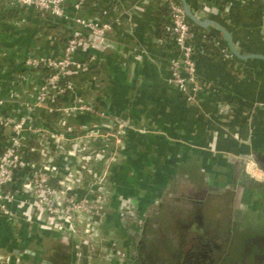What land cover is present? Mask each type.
Returning <instances> with one entry per match:
<instances>
[{
  "label": "crops",
  "instance_id": "obj_1",
  "mask_svg": "<svg viewBox=\"0 0 264 264\" xmlns=\"http://www.w3.org/2000/svg\"><path fill=\"white\" fill-rule=\"evenodd\" d=\"M187 1L199 17L222 20L227 26L254 34L256 41L250 42L249 47L264 53V0H221L220 5L207 0ZM84 5L82 15L108 20L112 30L103 49L86 54V60L92 57L90 62L94 71L86 79H75V84L79 85L83 101L116 117L133 135L131 139L125 137L124 147L118 149L117 161L110 168L112 201L109 202L108 217L118 214L120 192L124 196V191L135 183L144 187L145 180L140 176L147 173L141 169L148 164L144 163L140 168L134 165L141 155L148 161L149 168L156 170L166 166L167 154L166 159L160 160L163 153L175 156L172 162L184 166V149L192 166L201 156L205 159L219 156L217 161H220L224 155L253 152L258 156L257 162L264 163V83L259 81L264 78V73L256 71L263 68V60L251 58L238 62L222 39L214 43L205 36L209 31L197 27L194 59L204 90L199 94L197 105L191 104L167 81L169 60L177 52L164 31L168 20L164 0H87ZM164 6L166 11L162 10ZM11 8L0 6V95L6 97L13 92L18 100L30 101L44 71L27 70L22 60L30 55L56 56L63 42L48 29L49 19L34 9L8 13ZM238 47L240 45L236 43ZM76 57L83 58L81 52ZM247 69L252 75L249 80ZM8 102L10 104H6L15 115L25 112L21 104ZM32 115L39 124L55 126V120H48V112L44 109L37 108ZM76 116L79 121L70 119L73 125H90L98 120L87 112ZM2 138L4 135L0 130ZM31 143L49 146L51 152L56 150L46 134ZM171 144L177 145L172 149ZM53 154L59 161L62 159L61 154ZM28 156L39 158L38 152ZM172 162L168 163L171 167ZM91 165L97 172L101 171V162ZM59 166L62 171L63 162ZM217 170L222 169L218 166ZM181 171L171 173L177 177ZM87 179L85 175L84 182ZM129 193L128 196L133 195V192ZM142 199L145 198L139 200ZM11 208L16 216H20L21 208L17 202L11 203ZM65 234L43 231L37 223H27L21 216L17 219L0 217V254L9 258V264H37L36 260L44 256H48V260H42L43 264H53V261H62V255L67 256L63 264H72L75 235ZM63 240L67 241L66 246L62 244ZM49 242L58 248L48 251ZM126 243L124 241L122 245ZM63 247L67 248L65 253ZM25 248L32 251L27 259L21 257Z\"/></svg>",
  "mask_w": 264,
  "mask_h": 264
},
{
  "label": "built area",
  "instance_id": "obj_2",
  "mask_svg": "<svg viewBox=\"0 0 264 264\" xmlns=\"http://www.w3.org/2000/svg\"><path fill=\"white\" fill-rule=\"evenodd\" d=\"M207 1H214L219 5L221 3V0ZM86 2L87 0H0L1 7L7 5L18 9H34L49 19L48 23L55 20L70 21L76 29L87 33L75 30L69 34L56 56L30 55L22 60V65L27 70H40L42 67L48 69V73H44L36 85L32 100H18L13 92L6 97L0 95V130L4 135L0 139V217L17 219L21 216L27 223H37L43 231L70 232L73 235L77 231V225L84 223L81 233L86 235V239L75 245L78 249L83 245L91 249L92 240L99 232L111 231L112 235H118L115 224L108 222L109 202L112 201L109 177L110 168L118 158V149L124 147L128 128L119 123L116 117L80 98L61 106L60 111L66 119L59 120L54 127L37 123L32 113L37 108L48 112V102L65 89L58 85L62 73L70 67L84 66L85 62L92 59L90 57L81 62L76 57L78 52L97 47L101 50L107 45L112 23L82 15L81 10ZM164 2L168 9L164 31L172 39L177 52L169 60L167 81L186 102L197 105L204 85L194 59L196 27L186 18L179 2ZM62 28L64 31L65 26ZM205 36L214 43L220 41L209 33ZM8 101L21 104L25 112L15 115L6 104ZM85 112L98 120L90 125L70 123L73 116ZM45 134L53 141L56 149L54 152L62 155L60 161L49 146L31 143L32 140H41ZM32 152H38L39 158L31 159L28 155ZM243 161L250 175L264 178L252 158H243ZM62 162L61 171L59 164ZM95 162L102 163L101 171L94 170L91 164ZM248 166H252L251 171ZM85 175L88 176L86 182ZM16 202L21 208L20 216H16L11 208V203ZM120 204L128 206L130 203L125 198ZM98 242L100 244L103 241ZM113 245L111 239L107 243L103 242L99 248L100 252L106 250L103 258L105 262L116 263L118 260ZM88 251L91 254L93 250ZM95 252L98 253L97 250ZM8 261V257L0 254V263L9 264Z\"/></svg>",
  "mask_w": 264,
  "mask_h": 264
},
{
  "label": "rangeland",
  "instance_id": "obj_3",
  "mask_svg": "<svg viewBox=\"0 0 264 264\" xmlns=\"http://www.w3.org/2000/svg\"><path fill=\"white\" fill-rule=\"evenodd\" d=\"M235 34L238 38L241 37L240 33L235 32ZM236 43H240L238 39ZM244 66L246 68L245 64ZM245 71L247 79L252 77L248 69ZM256 71L264 73V66ZM259 81L264 83V78ZM176 145L170 146L174 149ZM178 145L182 147L181 144ZM184 152L183 159L186 158L183 161L186 163L184 166L179 167L172 162L176 157L168 153L160 156L161 161L168 159L163 169H151L147 163L148 165L141 169L142 172L147 173L146 176H140L145 180L144 187H140L137 183L130 186L129 189H132L134 194L126 196L132 199L128 206L120 204L123 196L120 195L122 192L119 193L117 204L119 218L125 220L126 227L137 228L134 230L136 237L133 238L132 231L128 228L124 227L123 229L126 230H122L121 222L117 221L115 228L118 235H112L111 231L97 233L92 240L93 247L91 249L88 247L94 252L89 254L86 245L80 246L79 249L75 246L86 239V235L81 233L85 224L80 223L76 227L77 231L73 240L72 264L108 263L103 260L106 250L102 248L103 252H100L99 248L103 242L107 243L111 239L116 251L115 256L118 257L116 264H264V228L262 226L264 216L261 218L260 226L247 224V220L232 218V208L228 204L227 196L221 198L213 194L209 197L205 195V198L194 196L193 194L200 186L206 185L208 180L223 183L226 173L223 170H217L223 163V161H217L219 156L211 159L201 156L199 161L203 165V171L202 178L198 180L193 172L192 162L187 161L188 154L185 149ZM170 161L174 164L172 167L168 164ZM172 171L182 173L175 177ZM166 189L174 193H168ZM147 193L148 198L145 196ZM254 196L255 193L249 198L250 204H254ZM141 197L146 198L142 206L138 203ZM229 211L231 219L227 217ZM234 214L237 216L236 213ZM250 217L251 215L247 218ZM97 240L103 242L99 244ZM121 241L122 243L126 241V245L123 246ZM53 244L49 242L47 246L50 247ZM65 251L67 248L63 247L62 252L65 253Z\"/></svg>",
  "mask_w": 264,
  "mask_h": 264
},
{
  "label": "flooded vegetation",
  "instance_id": "obj_4",
  "mask_svg": "<svg viewBox=\"0 0 264 264\" xmlns=\"http://www.w3.org/2000/svg\"><path fill=\"white\" fill-rule=\"evenodd\" d=\"M238 155V154H237ZM234 155H224L221 157L220 161H223L222 166H219L222 170L225 171L226 176L223 181V183H218L216 181L208 180L206 182V185L200 186V188L193 194L194 196L198 198H205L209 197L211 194L217 196V197H224L227 196V201L229 206L232 208V218H235V220H241L245 221L247 220V224H254L258 226L261 225V218L264 216V178H257L250 175V173L245 169V174L247 176H251L253 179L261 182L259 186H252L247 187V179L246 177L242 176V170L243 166L241 162H238L235 160ZM253 159V158H252ZM254 160V159H253ZM258 160H254L257 167L260 169L261 174L264 176V163L260 165ZM194 166L193 172H195L196 177H198V180L202 178V171L203 167L201 166V163L197 160L193 161ZM248 170H252V166L250 168L248 167ZM214 187H222V189H217ZM163 192V191H160ZM168 193H174L172 190L167 189ZM206 192V194H205ZM255 193L254 196V204H250L249 198ZM119 197V196H118ZM126 198V202L132 200L131 198ZM230 211L228 212L227 217L231 219V216H229ZM233 213H236L233 215ZM249 215H251L250 218H247ZM121 224L126 229L128 228L129 231H132L133 238L136 237L134 230H137V228H129L126 227L125 220L123 218L120 219ZM259 225V226H260ZM264 228V224H262ZM124 229V230H126ZM63 245H67V241L63 240ZM58 248L57 245L53 244L50 247L47 246L48 251H52V249ZM53 252V251H52ZM52 258V257H51ZM62 258V261H53V264H63L67 261V256L60 257ZM48 260V256H44V258L36 260L37 264H43ZM208 264V263H207Z\"/></svg>",
  "mask_w": 264,
  "mask_h": 264
},
{
  "label": "trees",
  "instance_id": "obj_5",
  "mask_svg": "<svg viewBox=\"0 0 264 264\" xmlns=\"http://www.w3.org/2000/svg\"><path fill=\"white\" fill-rule=\"evenodd\" d=\"M17 10H18L17 7H12L8 11V13H12V12L17 11ZM162 10L166 11L165 6L162 7ZM219 22H222V20H219ZM63 26H65V29H64V31H61V30H63V28H62ZM194 27L197 28V26H194ZM227 27L229 28V30L231 31V33L235 37L234 38L235 42H236L237 39L239 40V42H240L239 45H240L241 49L246 50V51H255V49H253V47H249V43L250 42L256 41V39H255L256 37H255L254 34L250 35V34H247V32L244 33V31L242 29H240V28L234 30V28L232 26H227ZM48 29L52 30V32L55 33L56 36L59 37V40L61 42H65L67 37H68V35L73 33L75 30L82 31L84 34L87 35V33L85 31L76 29V27L70 21L62 22V21H59V20H55V21H53V23L50 22L48 24ZM235 32L240 33L241 37L238 38L236 36ZM208 33H209V35L211 37H217V38L221 39L219 34H213L211 32H208ZM97 48H86L85 50H83L81 52V55H82L83 58H79L78 57V60H80L81 62H85L86 61V59H85L86 58V54L87 53L89 54L90 52H94V53L97 52V50H98ZM235 60H237V59H235ZM237 61L238 62H242V60L241 61L237 60ZM40 69H42L45 74L48 73V69L47 68L42 67ZM93 71H94V69H93V66H92L91 62H85L84 66L77 67V68L76 67H70L67 71L62 73L61 78L58 81V85L59 86H64L65 89H64L63 92L57 94L52 100H50L48 102V104L50 105L49 109H48V118H47L48 120L51 118L52 120H55V124H56L59 120H65L66 119V117L63 115V113L60 111L61 106L72 102L75 98H80L81 100H83V97H82V95L80 94V91H79V85L75 84V81H76L75 79H78V80L79 79L80 80L86 79L88 74L93 72ZM70 85H72V87ZM68 86H70V87H68ZM72 118L73 119H78V121H79V117L76 116V115L73 116ZM132 136L133 135H132L131 130L130 131L126 130L125 137L127 139H131ZM140 157H141V159L137 163L134 164L138 168L142 167L144 163L147 164V162H148L147 160L142 158V155ZM126 163H129V161L128 162L126 161ZM126 166H128V164H126ZM129 192H133V190L129 189L128 191H124L123 199H125V196H128ZM147 195H148V193H147ZM148 197H149V195L146 198H148ZM146 198L142 199L141 201L138 200V203L142 206V203H144ZM141 206L139 208H141ZM111 213H114V212H111ZM108 219H109L108 222L112 221L113 224H115L117 222V220H119V214H117V216H116L115 213H114V216L112 215V217H108ZM121 228H122V230H124L123 227H121Z\"/></svg>",
  "mask_w": 264,
  "mask_h": 264
},
{
  "label": "water",
  "instance_id": "obj_6",
  "mask_svg": "<svg viewBox=\"0 0 264 264\" xmlns=\"http://www.w3.org/2000/svg\"><path fill=\"white\" fill-rule=\"evenodd\" d=\"M179 2L181 5V8L186 16V18L194 25L197 26L201 29H205L213 34H219L220 38L223 40L226 49L230 52L232 57L237 60H246V59H251V58H257L261 59L264 61V53H260L257 51H246L241 49L240 47L236 48V42H235V37L227 27L222 22L217 21L216 19L212 17H199L197 14L194 13L192 7L188 3L187 0H176ZM235 160L238 162H241L243 166L242 170V176L241 177H246L247 175L245 174V164L243 161V158H253L255 161L258 160V156L256 153H241L238 155H235ZM247 187H252V186H259L261 182L253 179L251 176H247ZM217 189H222V187H214ZM32 251H30L29 248H25L23 252L21 253V257L23 259H27L29 254H31Z\"/></svg>",
  "mask_w": 264,
  "mask_h": 264
},
{
  "label": "bare ground",
  "instance_id": "obj_7",
  "mask_svg": "<svg viewBox=\"0 0 264 264\" xmlns=\"http://www.w3.org/2000/svg\"><path fill=\"white\" fill-rule=\"evenodd\" d=\"M250 168V166H248Z\"/></svg>",
  "mask_w": 264,
  "mask_h": 264
}]
</instances>
